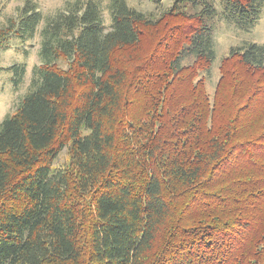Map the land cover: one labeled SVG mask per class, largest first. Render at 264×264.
I'll list each match as a JSON object with an SVG mask.
<instances>
[{"label": "trees", "instance_id": "trees-1", "mask_svg": "<svg viewBox=\"0 0 264 264\" xmlns=\"http://www.w3.org/2000/svg\"><path fill=\"white\" fill-rule=\"evenodd\" d=\"M65 9L0 122V264H264V44L216 45L264 0ZM11 20L2 47L43 18L25 0Z\"/></svg>", "mask_w": 264, "mask_h": 264}, {"label": "rangeland", "instance_id": "rangeland-1", "mask_svg": "<svg viewBox=\"0 0 264 264\" xmlns=\"http://www.w3.org/2000/svg\"><path fill=\"white\" fill-rule=\"evenodd\" d=\"M36 3L38 11L43 20L37 27L31 39L23 40L19 32L12 33L8 39V45H0V122L16 109L21 98L29 88L32 69L42 63L41 43L43 39L42 29L46 22L64 12L66 7L78 0H32ZM100 2L103 10V17L106 25L111 23V12L109 4L112 0H95ZM129 6L144 13L153 12L160 15L162 11L170 7L174 0H125ZM25 0H0V27L9 26L15 19L18 23L19 9L23 7ZM216 30V45L219 58L226 55L230 47L245 42H257L264 44V15L259 23L251 31H242L233 25L220 20ZM19 27V25H18ZM15 64L26 65V73L18 85L15 84V71L12 68ZM217 64V63H216ZM219 78V72L215 73L209 83V90L213 93ZM67 150H63L56 165H63L67 159Z\"/></svg>", "mask_w": 264, "mask_h": 264}]
</instances>
